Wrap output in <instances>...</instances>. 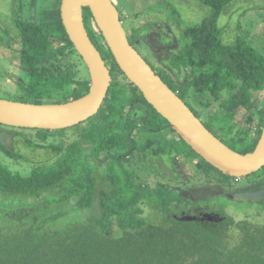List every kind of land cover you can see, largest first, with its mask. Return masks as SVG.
Listing matches in <instances>:
<instances>
[{"label": "trees", "instance_id": "obj_1", "mask_svg": "<svg viewBox=\"0 0 264 264\" xmlns=\"http://www.w3.org/2000/svg\"><path fill=\"white\" fill-rule=\"evenodd\" d=\"M112 1L124 23V0ZM196 1L208 13L181 33L174 52L143 34L157 20L132 26L128 40L140 54L138 47L145 49L148 63L149 56L164 58L158 66L149 64L199 119L196 107L203 113L201 122L214 136L250 153L264 127V51L247 39L241 24L233 43L223 41L220 17L240 0ZM60 3L16 23L15 56L27 94L20 102L65 103L89 91L87 67L62 23ZM162 4L152 0L144 12L163 13L162 23L180 27L178 10ZM90 19L85 8V26L110 70L111 86L98 113L76 126L11 127L32 147L40 143L29 132L43 143L54 138L41 146L56 155L25 175L0 157V264H264V224L235 222L227 214L234 205L263 207L264 167L236 178L203 159L128 80L98 28L88 27ZM244 117L249 123L257 118L255 132L232 136ZM70 132L72 141L66 140ZM0 150L27 160L1 139ZM162 156H171L175 179L158 175L148 163ZM147 206L153 216H144Z\"/></svg>", "mask_w": 264, "mask_h": 264}, {"label": "water", "instance_id": "obj_2", "mask_svg": "<svg viewBox=\"0 0 264 264\" xmlns=\"http://www.w3.org/2000/svg\"><path fill=\"white\" fill-rule=\"evenodd\" d=\"M85 8L90 10L102 38L128 80L196 153L230 177H247L264 167V127L256 148L247 154L231 149L214 136L130 44L120 12L112 0H61L62 23L89 72L88 93L79 99L57 104L0 99V124L14 128L62 130L83 123L98 113L112 77L101 52L89 37L84 20Z\"/></svg>", "mask_w": 264, "mask_h": 264}, {"label": "rangeland", "instance_id": "obj_3", "mask_svg": "<svg viewBox=\"0 0 264 264\" xmlns=\"http://www.w3.org/2000/svg\"><path fill=\"white\" fill-rule=\"evenodd\" d=\"M55 1L58 0H0V99L22 101L23 97L27 96L26 91L22 88L25 87L26 82L24 69L20 67L19 59L15 56L19 52V45L15 44L16 41H14V38L19 40L17 38L19 33L16 28L17 21H29L37 18L39 10H48ZM114 2L119 5L122 0H115ZM124 2L125 4L123 5L125 6L123 7H127L126 12L128 14L127 20L124 22V27L126 31L128 30L127 33L130 34L131 27L139 26L141 22L157 20L158 25L148 30L145 28L143 34L147 36L146 38L153 45L155 43L167 44V46H170L171 52H174L175 47L180 45L181 33L187 27L199 23L209 10L196 0H162L163 4L161 7H167L166 3H172L171 8L178 10L181 19L180 27L175 26L174 23H170L169 28L161 21V19H164L163 13L154 11L153 13L146 14L144 12L146 6L152 5V0H124ZM134 12H141L142 14L138 18H135L133 16ZM219 23L220 28L223 30L222 38L225 43H233L236 40L239 32L237 27L239 26L238 24H241L245 28L246 33L244 32L243 34L247 39L254 40L255 44L264 51V0H240L239 3L232 4L228 13L220 17ZM88 27L90 30H96L93 18L89 20ZM97 34L98 32L96 31ZM97 38L100 39V35ZM138 49L142 56L147 53L145 49H140L139 47ZM164 56L165 58L167 57L166 54ZM154 58L156 56H149V63L153 67L158 66L162 62V59H164L163 57L156 60ZM83 70L89 76L88 69L85 70L84 68ZM196 112L200 117V121H203V113L198 111L197 107ZM257 122V118H255L254 122L249 123L244 117L234 130L232 136H236L240 130H247L253 134L256 130ZM16 131L17 129L14 130L11 127H0V139L7 143L13 153L23 155L27 159L16 160L10 158L0 150V157L9 164L11 169L25 175L33 167L48 163L50 160L52 161V158L56 154L52 149L48 147L44 148L41 145L54 141V138L43 143L36 136L35 132H29L31 140L34 143H40L32 147L27 142L26 137L19 135ZM66 136V140L68 141H72L75 138L72 132L67 133ZM170 157L162 156L158 159L156 157H149L148 163L152 169L157 171L158 175L167 179H175L176 174L171 170L173 162ZM178 175L181 176V173H178ZM175 188L178 189V186ZM181 190L185 191V189ZM218 194L222 195L225 193L213 192V195ZM262 206L261 208L254 204L240 207L234 205L227 211V214L234 217L235 222L246 220L252 224L262 225L264 224V205ZM145 210L144 216H153L150 207H145Z\"/></svg>", "mask_w": 264, "mask_h": 264}, {"label": "clouds", "instance_id": "obj_4", "mask_svg": "<svg viewBox=\"0 0 264 264\" xmlns=\"http://www.w3.org/2000/svg\"><path fill=\"white\" fill-rule=\"evenodd\" d=\"M123 23V22H122ZM123 26H124V23H123ZM97 27V26H96ZM125 28V27H124ZM127 32V31H126ZM127 35H128V33H127Z\"/></svg>", "mask_w": 264, "mask_h": 264}]
</instances>
